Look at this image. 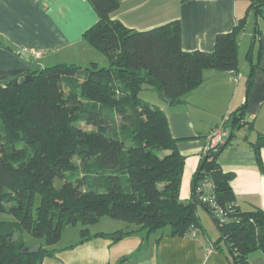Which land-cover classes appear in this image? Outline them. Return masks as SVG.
Instances as JSON below:
<instances>
[{
  "label": "trees",
  "instance_id": "16d2710c",
  "mask_svg": "<svg viewBox=\"0 0 264 264\" xmlns=\"http://www.w3.org/2000/svg\"><path fill=\"white\" fill-rule=\"evenodd\" d=\"M87 1L97 21L83 39L106 57V67L59 63L16 84H0V214L9 217L0 221V264H40L54 255L50 248L67 226H80L83 243L90 238L88 227L103 217L149 234L166 229L169 236H206L198 207L219 232L212 250H224L231 264H249L256 250L264 256V211L240 209L232 175L218 164L229 135L237 128L252 129L246 103L224 122L223 130L230 133L223 142H210L201 155L184 202L179 193L185 159L167 116L139 97L147 89L180 103L202 84L204 71L236 74L237 39L246 18L217 35L212 52L184 51L178 21L135 31L111 18L119 0ZM247 1L248 11L264 18V0ZM250 56L249 50V61ZM254 71L251 64L248 89ZM251 146L264 171V134L258 133ZM23 232L44 246L22 253L26 245L14 236Z\"/></svg>",
  "mask_w": 264,
  "mask_h": 264
},
{
  "label": "crops",
  "instance_id": "0c3cea01",
  "mask_svg": "<svg viewBox=\"0 0 264 264\" xmlns=\"http://www.w3.org/2000/svg\"><path fill=\"white\" fill-rule=\"evenodd\" d=\"M248 9L247 0H119V8L111 14L112 19L135 31L176 20L181 27V48L203 52H212L217 35L230 32L240 19L246 18L247 23L252 15L255 21L243 62L239 59V44L246 24L238 36L236 74L206 70L202 84L180 103L156 105L165 112L171 135L185 159L179 193L184 202L190 199L191 179L210 145L211 131L221 121L228 122L230 115L246 103L245 118L252 121V129L237 128L233 135L225 130L229 143L220 153L218 164L232 175L230 185L240 209L264 211V171L259 169L251 146L258 133L264 134V28H257L259 33L254 35L257 20L264 18L254 17ZM96 21L87 0H0V84L59 63L81 67L104 64L98 51L83 39V33ZM256 42L260 54L255 58ZM31 52L42 54L35 58ZM251 64L255 71L248 89ZM260 156L264 167V148ZM4 220L9 217L0 214V221ZM103 221L101 228L89 230L90 238L83 243L78 236L58 246L64 237L62 232L61 240L50 248L55 250L54 255L45 257L40 264H231L224 250H210L215 240L203 234L169 236L166 229L149 234L121 221ZM116 235L120 237L114 238ZM14 239L24 242L23 233ZM24 244L43 245L40 240ZM248 262L264 264L262 252H252Z\"/></svg>",
  "mask_w": 264,
  "mask_h": 264
},
{
  "label": "rangeland",
  "instance_id": "374dc122",
  "mask_svg": "<svg viewBox=\"0 0 264 264\" xmlns=\"http://www.w3.org/2000/svg\"><path fill=\"white\" fill-rule=\"evenodd\" d=\"M257 21H258L257 22V24H258L257 28L263 29L264 28V21L261 20L260 18ZM254 24H255V21L251 15V17L248 19V21L246 23L247 26L245 28V31L240 36V41L242 39V42L239 44V46H240L239 47V59L241 60V62H243V60H244L243 58L245 57V54L247 53L246 50H247V48L249 46V42H250L249 34L254 29ZM258 50H259L258 42H256V47L254 50L255 52H253V55L255 58L258 54ZM97 54H99V56H101L100 57L101 59L103 58L102 60H105L104 64L99 63V67H106L108 65L106 57H104L99 51L97 52ZM89 66H90V64H89ZM84 67H88V65L84 66ZM139 97L148 103L158 105V106L159 105L161 106L162 102H163L162 98L157 93L152 92V91L147 90V89L141 90L139 92ZM75 162H77L76 159H75ZM54 185L56 188H60L62 185V182L59 179H56L54 182ZM38 202H39V197L36 196L35 197V203H34L35 206L38 204ZM197 211H198V214H199L198 216L200 217V222H201V225L205 231L207 239L209 238V239H212L213 241L217 240V238L219 237V232H218L216 226L214 225L212 219L210 218V216L205 211H203V209H201V208H198ZM103 220H106V222H115V221H112L111 219H109L107 217H105ZM103 220L100 221V223L98 222L97 224L89 226L88 230L93 232L96 229H98L99 227L101 228L104 224V223H102V222H104ZM123 224H127V223L124 222ZM128 225H130V224H128ZM131 226H133V225H131ZM67 230H69V231H67ZM72 230H74V231H72ZM75 230H77V233L75 232ZM79 231H80L79 225L67 226L63 231L64 237H63L62 241L58 244V246L62 247L66 243H68L69 241H74L78 236L80 238ZM72 232H74V234ZM156 234H158V233H156ZM23 240L27 245H31V243L39 241L37 239L32 238L26 232H23ZM40 241H42L43 245L45 244L43 240H40Z\"/></svg>",
  "mask_w": 264,
  "mask_h": 264
},
{
  "label": "built area",
  "instance_id": "2783aa9c",
  "mask_svg": "<svg viewBox=\"0 0 264 264\" xmlns=\"http://www.w3.org/2000/svg\"><path fill=\"white\" fill-rule=\"evenodd\" d=\"M32 55L35 57V58H40L41 57V52H31ZM226 121L223 120L221 121V123H219L218 126H216L212 131H211V134L209 136V140L212 144H216V143H221L223 142V140L226 138V132L223 130V124L224 122ZM206 185H209V180H206ZM195 233L192 232L191 233V236H194ZM210 250H212V247L210 246Z\"/></svg>",
  "mask_w": 264,
  "mask_h": 264
},
{
  "label": "water",
  "instance_id": "95a60500",
  "mask_svg": "<svg viewBox=\"0 0 264 264\" xmlns=\"http://www.w3.org/2000/svg\"><path fill=\"white\" fill-rule=\"evenodd\" d=\"M26 80H29V77L25 78ZM18 82V80H12L10 81L11 84H16ZM160 97L162 98L163 102H165L168 105H175V103L172 100L166 99L165 94L162 93L160 95ZM120 237V235H116L114 238L118 239ZM40 249V246H33V247H25L22 250V253L27 254V253H37Z\"/></svg>",
  "mask_w": 264,
  "mask_h": 264
}]
</instances>
